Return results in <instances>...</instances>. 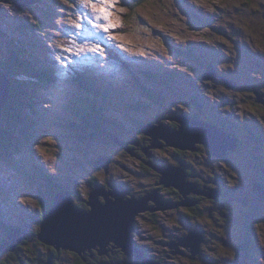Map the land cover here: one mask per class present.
<instances>
[{
  "label": "rangeland",
  "instance_id": "1",
  "mask_svg": "<svg viewBox=\"0 0 264 264\" xmlns=\"http://www.w3.org/2000/svg\"><path fill=\"white\" fill-rule=\"evenodd\" d=\"M17 1L3 0V3H0V60L4 62L9 60L5 56L4 45L6 43H22L26 44L31 52L53 61L56 67L44 68L41 76L43 84L39 89L31 90L33 93L31 101L38 109L40 116L44 117L40 120V122L44 121V129L35 132L36 136L34 132L25 130L24 138H21L17 149L6 150L0 146V242L4 241L8 224H20L29 232H35L37 224L39 226L36 220L40 221L39 201L41 197L43 203L48 201L49 196L54 193L48 192L47 188L53 190L62 185L71 189L74 200L81 202L78 207L88 211L89 207L84 201L90 199L89 193L93 191L94 182L97 179V183L103 185V180L107 176L105 171H102L107 163L103 161L106 157L112 161L113 175L118 176L116 181H125L133 188L131 193L126 194V198L137 197L139 199L148 196V193L142 192L141 185L147 188L156 185L155 189L151 188L149 194H158V201L163 200L167 202L166 204L168 202L182 203L191 198L190 194H182L175 203L174 199L166 195L168 188L163 183L165 175L162 174L161 181H158L159 171L153 170L154 174L152 172L149 174V171L145 170L146 165L143 166L137 157L127 152L129 148L126 150L121 147L125 145V141L119 140L115 134L120 135L118 131L130 126L131 124L126 120L132 117L145 121L150 126L156 124L155 119L162 110L166 114L172 109L178 115L190 110L198 112L193 100L195 94L204 96L205 104L210 109L218 105V109L226 110L227 107L221 105L227 101L234 105L229 110L227 108L228 111L214 112L222 117L223 124L225 119L231 121L239 115L242 105L252 106L249 103H253L255 109L264 115V97L262 96L264 94V0H249L253 3L248 0H145L132 9L129 4L133 0H115V7L111 9V20L116 27L109 29L108 32L94 26L92 21L95 13L85 7L82 0H38V4H35L34 0H24L27 4L22 7L17 5ZM256 10L259 12L254 14L253 11ZM80 17L84 19L80 20ZM73 21L83 24V27H76ZM36 22L40 23L41 27H45L46 33L43 34L37 29ZM98 22L107 23V21ZM205 24H209V27ZM97 44L100 45L101 52L91 50ZM172 44L184 48L185 44L199 47L197 60L203 64H192L178 57L171 48ZM201 44L205 45L204 48ZM15 48L18 46L16 45ZM110 48L114 50V55L109 52ZM22 59L25 61L27 58ZM208 61L215 62L217 66H208L206 76L210 79L213 75L209 69L221 72L222 78L218 76L216 78L222 80L220 84L216 79L203 80L201 73ZM22 69L30 73L33 68L23 65ZM12 70L14 71L13 68ZM12 70L10 73L13 72ZM50 70L55 71L52 72L53 75L47 77L46 73ZM173 72H177L180 76L182 73L191 76L184 83L186 86L181 88L183 90L182 101H179L176 92H168L171 88V81L168 84L169 79L163 74ZM228 72L233 75L232 78L228 76ZM77 76L83 77V87L86 91L82 92V96L87 99L76 94L80 92L82 85L80 80L74 81ZM245 77H251V81L257 79L259 82L256 86H249L248 89L237 87L234 82L237 83L239 80L247 82L244 80ZM29 80L31 81L30 78ZM18 81L21 87L27 83L26 78L22 76ZM91 86H95L93 92L98 96L95 99H100L103 110L96 103L94 105L89 102L88 99L92 96ZM254 88L258 94L254 92ZM147 91L158 92L160 95L163 93L165 107L151 105L147 108L142 107L146 109H140L130 106V100L135 102L138 98L146 104L148 102L146 100ZM72 93H74L73 98L70 97ZM21 97L25 98L26 95L22 93ZM235 101L238 103L236 104ZM95 106L98 108V112L94 114L95 119H99L100 123L102 121L110 123L116 120L117 127L110 129L105 125L100 126L97 131L91 125H87L80 130L76 129L70 120L77 119L80 114L87 116L85 110L79 109L92 108L94 111ZM119 110L124 114L120 115L122 112L119 114ZM245 112L253 114L250 107ZM35 114L39 116L38 112ZM172 115L168 114L165 117L162 115L164 118H161V122L168 125ZM200 116L207 119L211 117L206 111L200 113ZM25 118L28 121L22 124L25 128L33 126L37 128L38 124L35 119L29 114L25 115ZM78 120L84 122L82 117ZM235 123L241 124L240 122ZM57 125L62 128H57ZM111 132L114 134L110 135ZM249 134L257 136L258 132L250 130ZM37 137L41 138L37 139ZM36 139L39 146L31 150L29 142L36 143ZM113 139L117 141V144L113 142ZM156 141V138L147 141L146 147L142 150L152 151H147L152 155L149 159L152 158L153 161L154 158L153 162L158 161L169 167V175L172 171V174L181 175V172H176L172 166H178L184 171L183 166L187 164L175 165L171 150L154 147ZM231 146L229 144V148L237 150V147ZM243 146L246 148L238 149L235 155L228 153L227 150L222 151L219 146L218 155L222 156L218 157V159L221 158L220 161L213 158L207 149L199 155H194V152L187 150L189 154L186 155L193 163L195 177L199 175L196 171L202 173L207 170L215 174L213 178L218 183L217 187L237 188L236 194L232 191L229 198L221 199L227 200L234 207L233 210L230 207L228 211L232 213V217L227 220L228 223L219 220L218 216H216L220 223L218 225L212 218L210 224L207 223L206 226L193 221L194 226L201 225L205 229V241L199 235L200 242L195 241V245L188 246L182 243L178 246L182 252V255L180 254L182 259L179 255H174L178 259L167 258L163 250L164 248L170 249L166 243L171 244L175 239L170 237L171 233L177 228V234L184 237L183 224L191 221H180V216L183 215L182 209L187 207L180 205L159 207L158 203L151 199L148 205L153 203L156 206L157 209L153 213L158 216V219L155 221L144 217L143 214H146L147 210L138 211L131 227L127 229L129 247H131V240L145 245L150 249L149 254L169 264H264V218L260 214L258 217L252 215L248 218L243 216L237 218L240 205L251 207L249 198L255 201L251 211L257 208L261 214H264V144L259 143V148H254L246 142ZM250 150H253V155H256L255 159L263 167L262 170L247 161L246 155ZM100 154L102 157H97ZM231 156L234 157L233 163H231ZM35 159L43 164L36 163ZM93 160L96 163L101 162V169L95 170L91 166ZM242 168H246V173ZM47 171L53 172L51 174ZM218 175L221 180L218 179ZM48 177L54 180L52 187H48L50 183ZM35 179L40 182H36ZM256 180H261L262 183ZM188 181L187 189L194 191V185L190 184L195 183V178L192 177ZM209 185L205 184L204 187ZM257 189L261 191L262 196L258 195L263 200L254 195ZM112 190L113 187L107 189L108 192ZM219 195L220 193H217L216 199ZM200 198L203 199V196ZM224 206V202L219 200L214 207L219 210ZM223 215L226 216V214ZM221 223L224 227H221ZM248 224L253 226V231L250 233L247 232ZM134 225L141 229L139 235ZM223 229L228 235L223 232ZM242 233H245V243L248 245L246 255L243 250L233 251L235 239L229 237L233 234H235L234 237H238ZM23 239L29 242L22 246L25 248L20 254L22 259L25 256L28 257L26 255L28 251L32 252L35 257L39 255V251L44 254L43 249L35 245L36 239L31 234L27 238L22 237L15 244H11L6 250L0 252V264H15L13 260L18 262V259L9 253H11L12 246V250H16ZM106 249L103 255L96 253V259L90 258L89 254L88 261H82V264H101L105 261L111 264L117 261V256L114 257L110 253L113 247L108 244ZM144 249L146 250L145 247ZM61 250L68 251L67 249ZM107 255L110 258H107ZM81 257L65 252L57 264H76L77 259L81 260ZM139 261L145 262L140 259Z\"/></svg>",
  "mask_w": 264,
  "mask_h": 264
},
{
  "label": "water",
  "instance_id": "2",
  "mask_svg": "<svg viewBox=\"0 0 264 264\" xmlns=\"http://www.w3.org/2000/svg\"><path fill=\"white\" fill-rule=\"evenodd\" d=\"M36 1V0H34ZM27 4L24 0H18L17 5L22 7ZM10 83L5 72L1 69L0 64V123L2 120L3 109L8 100ZM177 116L173 119L179 122V128H173L164 124L156 125L151 124L146 126V132L156 138L157 141L154 147H160L162 144L159 139L166 140L167 144L170 146H175L185 150L197 151L199 148L197 144H204L209 147L212 151V155L215 158L222 157L219 156V143L237 145L236 139L229 137L230 135L225 132H218L207 124L201 123L197 119L191 116H183L185 118H180ZM182 124V125H181ZM156 125V126H155ZM218 140V141H217ZM231 146V147H233ZM224 148V147H223ZM225 149V148H224ZM149 151V149H147ZM107 162L104 167L107 170L110 160L106 157ZM150 165V163L148 162ZM97 168H101V162L95 163ZM155 169L162 172L165 175V181L163 182L167 187H175L179 189L184 195H205L211 198H216L217 193H221L218 187H199L197 184L194 185L195 189L188 190L186 186L189 181L185 179V174L182 169H174L178 173H170L169 167L164 168L160 164H154ZM183 178V179H180ZM179 180L177 184L171 182L172 180ZM187 184V185H186ZM113 186H109L112 188ZM96 190L92 191L89 195V200L87 204L90 206V210H84L75 205L73 199L71 198V191H62L58 193L54 199L50 210L45 214L43 221L41 222V232L39 233V239L48 245L56 246L58 250L69 249L76 252L80 256H84L86 248H93L96 244H101L102 249L99 252L106 251L108 242L115 240L120 244V248L128 252L138 253V249L135 247L133 241L131 240L129 247V233L127 235V229L131 227L132 222L136 216V213L140 210H147L153 213L157 208L155 205H148L149 201L154 199L158 203L159 207L164 206H187L193 207L198 203V200L194 199L192 196L182 203H175L165 201H158V194H149L146 197H133L132 199L126 198L128 193L127 189L119 185L113 187L111 192H108L103 185L97 184ZM215 188H218L217 190ZM106 195H105V194ZM113 196L114 198H112ZM101 197L104 200H101ZM248 202V201H246ZM199 235L204 240L202 235V230L195 228L187 235L183 240V243L188 242V246L195 245L196 242H200ZM49 236V237H48ZM54 239H51V238ZM9 240L0 244V251L6 250L11 244H15L16 240H20L17 234L11 232L8 236ZM205 241V240H204ZM199 244V243H198ZM197 244V245H198ZM13 249V246H12ZM46 264H54L51 258L48 259Z\"/></svg>",
  "mask_w": 264,
  "mask_h": 264
},
{
  "label": "trees",
  "instance_id": "3",
  "mask_svg": "<svg viewBox=\"0 0 264 264\" xmlns=\"http://www.w3.org/2000/svg\"><path fill=\"white\" fill-rule=\"evenodd\" d=\"M144 1L145 0H133V2H131L129 4V7L135 8V7L139 6L140 4H142ZM248 2L253 3V2H251L249 0H248ZM196 17L198 19V16L197 15H196ZM178 49H179V52L181 53V55H184L188 60H196L195 58L191 57V55H193L195 53L196 49H194V52H193V49H190V50H187V51H185L184 49H180V48H178ZM9 50H10V52L12 54V57L7 62H4V61H1L0 60L3 63V68L5 70L4 72L7 75L8 81H9V83H11V86L9 87L10 95L8 97V101H7L6 105H5V108L3 109L2 120H1V123H0V146L2 148H5L6 150L11 149V148L12 149H17L18 148L19 142L21 140L20 139V135L22 133L15 134V132L17 130L16 128H21L23 130V125L22 124L28 122L26 120V118H25V115L30 114L32 116V114H34V111H35V108H36L34 106L33 102L31 101L32 100V94L33 93L30 92L29 87H28L29 85H26L25 84L22 87L19 86V82L17 81L18 75L16 74V72L19 71L20 73H24V75H27V76H30L31 77V75L29 74V71L26 70V69L23 70L22 69V66L23 65H26L28 67H31L33 65V62L32 61H34V59L31 57L30 53H28L24 48H19L18 47L16 49H9ZM187 55L190 56V57L188 58ZM24 57L27 58L25 61L22 59ZM11 60L13 62H11ZM12 68L16 72H14L12 70ZM11 70L13 72L10 73ZM40 71H41V73H40V79H41L42 69L35 68V72H40ZM52 72H53V70L48 71L46 73V76L47 77H50L51 75H53ZM174 74L175 73H173L172 75H166V77L168 79L173 78ZM77 79L80 80L82 82V86H84L83 77L82 76H78ZM77 79H76V81H77ZM91 87H92V91H91L92 96L90 97L89 102L90 103H93V104L96 103L103 110V108H102V102L100 101V99L99 100H96L95 99L96 97H98L93 92V89H95L94 88L95 86H91ZM22 93L23 94H28V97H25V98L24 97H21L22 96ZM150 97H151L150 98L151 104H150V102H147L145 104V102H143V101H135V102H133V101L130 100V103H131L130 106H133L134 108H140V109H146L147 107H150L151 105H156V106H160V107H163L164 106L165 107L164 103L162 102V99H164L162 96L158 97V96L151 95ZM193 100H200V97H198V98L193 97ZM171 101H173V100H171ZM249 104H252V106H249V105H247V106L250 107L254 113L260 114V112H258L255 109V106H254L253 103H249ZM206 105L204 106V108H207L208 105L207 106ZM144 106L146 108H142ZM27 109H30V111H27ZM207 110L213 116V118H212L211 121L214 122V123H216L218 125V128L220 130H223V131H226L225 129L230 130L229 127H228V125L226 123H224V124L222 123L221 118L218 119L217 117H215L212 114V112L210 110H213V107L210 110L207 108ZM94 111L95 112H98V108L96 106H95V110ZM168 111H170V108L169 107H168ZM36 112H38V111L36 110ZM164 113L165 112L163 110L161 112H159L160 115H157V118L158 119L163 118ZM169 113L171 115L173 114L172 115V118L173 117H176V112L173 111L172 109H171V111ZM196 116H199V114H196ZM157 118L155 119L156 125L160 123V122H157L156 121ZM260 118L261 119H264L263 116H261V115H260ZM104 119H106V118H104ZM95 120H93V122L95 123V125H96V127L98 129L100 128V126L107 125V122L102 121L100 123L99 122V119H95ZM14 121L17 123V127L16 128H15ZM70 121L72 123H74L73 126L76 129H78V130H80V128H82V127L85 128V126H87V125L93 126L91 120L90 121L89 120L87 121V120L83 119L84 122H82V121H80L78 119L72 118ZM126 122H131L134 125V128H132V131H131L132 136H133V140H140L141 142H143V140H145V139L146 140H149V141L152 139L153 136H150L146 132L145 121L129 119V120H126ZM108 124L110 126L109 125H107V126L110 129H112V127H117L116 120H113L111 123H108ZM170 125H173L174 128H179V122L176 125L175 124H170ZM237 133L239 134V132L233 133V136L238 138L239 136H237ZM160 143L162 144V146H160V149H162V150H166L168 148H171L172 149L171 150L172 156L174 155L173 156V159H174V161L176 163L181 164L180 163V159H182V161L184 163H187L188 165H190L189 167L186 168V173H187L186 180H190L192 177H195V172L193 170L194 169L193 163L190 161V159L186 155L179 153V151H186L185 149H181V148H178V147H175V146H170V145L167 144L166 140H164L162 138L160 140ZM132 145L133 144L130 141L123 148L124 149H127V147H129V148H131L133 150V146H136L138 144H134L133 146ZM200 146L201 145H198L197 144V147L199 148V150L196 151V154H198V153L201 154L202 151L205 148L212 154V151H211V149L209 147H207L206 145H204L200 149ZM144 147H146V145H141V147H138L136 149V152L134 151L132 155H134L135 157H137V159L140 160V162L143 164V166L146 165L145 166V170L149 171L148 172L149 174H151V172L154 174V171H153V170H155L154 169V166L151 165V164L150 165L148 164V161H150L152 163L154 160L152 161V158L149 159V157L145 154V151L142 150ZM231 150H234V149L232 148ZM150 152H152V151H150ZM250 153H248L246 155L247 161L249 163H251V164L259 165V167H262V165L260 164V162H257V160L255 159L256 155H249ZM99 156H102V155L100 154L97 157H99ZM219 160H221V158ZM93 162H94V160L91 163V166L92 167H94ZM94 168H95V170H98L96 167H94ZM102 171H105V173L107 174V176L103 180V186L105 188H108L109 189L110 183L112 184L113 182H117L116 180H117L118 177L116 178V176L113 175L114 174V168H113L112 164L110 166L109 173H108V171L106 169H104ZM209 174H210V176H207V177L209 179L208 180V183L210 184V187H212V188L217 187L218 186V183L216 182L215 178H213V175H215V174L214 173H210V172H209ZM200 175L196 176L195 184H197L199 187H202L203 188L205 186V183L207 182V178L204 177L203 174H200ZM158 177H159L158 178V181H161V179H162V172H159L158 173ZM35 181L36 182H40V181H37L36 179H35ZM95 182L97 184L98 179ZM129 187H130L131 190H133V188L131 186H129ZM155 187H156V185H153L152 186V189H155ZM93 188H94V186H93ZM167 188H168V192L166 193V195H168V196H175L178 199L181 198L182 192L179 189H177V188H175L173 186L172 187H167ZM236 189L235 188H233V189L231 188V189H228L227 190L226 188L225 189L224 188H220L221 193H223L222 197L223 198L224 197L229 198L231 196L230 192L233 191V194H236L237 193ZM201 196H203V199L200 198ZM193 198L196 199V200H198V203L195 206H193V207H189V209L187 210V212H188L187 213L188 214V217L187 218L192 223L194 221L196 224L201 223V224H203V226L204 225L206 226L207 223L210 224L211 218H212V219L215 220L214 222L217 223V225H218L220 223L217 221L216 216H218L220 218L219 220H222L225 223H228L227 220L230 217H232V213H229L228 211H229L230 207L233 210V207H232V204L230 202H228L227 200H221V199L211 198V197H208V196H205V195H196V194H193ZM199 200L200 201L203 200V201L200 202ZM219 200H220V202H224L225 209H222L224 207L219 208V210H216L215 209V207H214L215 206V203H219ZM74 202L76 203V205H80L81 204V202L79 200L78 201L77 200H74ZM207 202H209V203H207ZM84 203L87 204V201L85 200ZM39 204H40V215H39L40 216V223H39V226L37 224V229L34 230L35 232L30 233V234H32L33 237H34V239H36L35 245H37V247H40L41 249H43L44 254H41L40 251H39L38 252L39 255H37L35 257V255H33L32 252L28 251V253H30V255L27 253L26 255H28V257L25 256L22 259L21 256H20V254L25 249L22 246L23 245H26V243L29 242V240L23 239L22 242H20L18 244L17 249L15 251H13V252L11 251V253H9L12 257H15L16 259H18V262H15V260H13V263H15V264H46L49 258H51V260H52V262L54 264H57L58 261H59V258L62 256L63 253L66 252V253H69L70 255H73V251L72 250H69V249H68V251L58 250L56 248V246H51V245L45 244V243H43L39 239L38 235L41 232V222L43 221V218H44L45 214L50 210V208H51V206L53 204V200H48V201H46V202L43 203V198L41 197V200L39 201ZM202 205L205 206V208ZM242 206H243V208H242ZM183 207H187V206H183ZM240 207L241 208H239V216L237 218H242V216L248 218V217H250L252 215H254L255 217H258V214H260V216L262 218H264V214H261L259 212V209H257V208H256V210L254 209L253 211H251L253 209L251 207H248V206H245V205H240ZM149 213H151V212H149ZM223 214H226V216L223 215ZM149 216L150 217H148V218L150 220L152 218L153 220L157 221L156 218L158 216H156L155 214H152V215H149ZM189 216L191 218H189ZM235 219H236V217H235ZM222 224L223 223H221V227H224ZM223 232L225 233L224 229H223ZM225 234H227V233H225ZM234 236H235V234L229 236V237H232V238L235 239L233 241L234 242L233 251H236L237 252V250H240L242 248V246H243V248H246L248 246L245 243L246 242L245 241V233H242L241 236H238V237H234ZM235 242H236V245H235ZM31 248H33V247H31ZM96 252H95V254H96ZM93 253L94 252L89 251V254L94 255ZM120 253L121 252L119 251V254ZM130 254H131L130 252L123 250V252H122L123 261H122L121 264H126L125 262H129V260H132ZM77 257H78V255H77ZM82 261H83V259L80 260L78 258L76 264H82ZM0 263H1V261H0ZM83 264H85V263H83ZM130 264H132V261H130Z\"/></svg>",
  "mask_w": 264,
  "mask_h": 264
},
{
  "label": "flooded vegetation",
  "instance_id": "4",
  "mask_svg": "<svg viewBox=\"0 0 264 264\" xmlns=\"http://www.w3.org/2000/svg\"><path fill=\"white\" fill-rule=\"evenodd\" d=\"M250 12V11H249ZM257 12H259L258 10H256V11H253V13L254 14H256ZM256 81V83L257 82H259L258 80H255ZM255 81H252V82H250V81H247V82H245V84H243L242 82H237V85L238 86H243L242 87V89H248L249 88V86H251V85H254V82ZM257 85V84H256ZM255 85V86H256ZM254 92H257V90L254 88ZM263 97H264V94L262 95ZM168 114H170L169 112L168 113H166V114H164V117L165 116H167ZM257 115H262L263 116V118H264V115L263 114H257ZM163 117V118H164ZM172 122V123H171ZM168 125L169 126H171V127H173L174 128V126L173 125H170V124H178L175 120L174 121H171ZM238 134V133H237ZM240 137H241V135H240V133L238 134ZM147 141H149V140H143V142H141L140 140H137V142L136 143H138V145H136V146H133V150L136 152V149L138 148V147H141V145H146V143H147ZM244 143H246V142H244L243 140H242V138L240 139V142H239V145L237 146V150L238 149H242V148H246V147H244L243 146V144ZM131 146V147H132ZM202 147V146H201ZM206 149V148H205ZM133 150H131L132 151V153L134 152ZM167 150V149H166ZM168 150H172L171 148L169 149L168 148ZM237 150L235 151V150H231V149H229V148H227V152L228 153H230V154H232V155H235L234 153L235 152H237ZM190 152H194L193 154L194 155H199V153L198 154H196V151H191V150H189ZM189 151H179V153L180 154H184V155H187V154H189L188 152ZM251 152V153H250ZM250 154L249 155H253L254 154V152H253V150H250ZM202 153H204V150L202 151ZM210 153V152H209ZM210 155L213 157V158H215L211 153H210ZM174 156V155H173ZM151 157H152V155H151ZM231 163H233L234 162V157H232L231 156ZM154 160V159H153ZM181 160V164L183 165V164H187V163H184L183 161H182V159H180ZM217 160L218 161H220L218 158H217ZM154 163H160V162H158V161H156V162H154ZM168 163V162H167ZM178 163H176L175 162V165H177ZM187 167H189L188 166V164H187V166H183V168H184V172L186 173V168ZM261 168H263V167H261ZM243 169V168H242ZM194 170V169H193ZM204 172V171H203ZM200 173V172H198V171H196V173L197 174H203L204 175V177H206L207 178V182L205 183V184H209L208 183V177L207 176H210V174H209V172L206 170L204 173ZM114 176H116V175H114ZM185 176H187V173L185 174ZM201 176V175H200ZM118 176H116V178H117ZM195 179H196V177H194ZM218 179H220L221 180V177H220V175H218ZM255 180V179H254ZM257 182H260V183H262L261 182V180H256ZM117 183V184H116ZM114 185L115 186H117V185H123L126 189H127V191L128 192H130L131 193V189H130V185H129V183H127V182H125V181H123V182H114ZM142 186V192H145V193H148L150 190H151V188H152V186H151V188L150 187H146L145 185H141ZM210 186V185H209ZM167 192H168V190H167ZM136 195H139L137 192H134ZM255 194L254 195H256V196H258V198L260 199V200H263L261 197H260V195H258L259 194V192H254ZM222 195H223V193H221V195L217 198V199H223V197H222ZM172 199H174L173 201H177V197H175V196H170ZM180 199V198H179ZM178 199V200H179ZM200 201V200H199ZM200 202H202V201H200ZM255 204V201L254 200H252L251 198H249V206H251V207H253V205ZM150 205H152L153 206V203H151ZM183 208V207H182ZM234 208V207H233ZM181 209V208H180ZM189 209V207L186 209V208H183L182 210H183V215L182 216H180V221H184V220H189L187 217H188V212H187V210ZM152 214H155V213H147L146 215L145 214H143V216H146L147 218L148 217H150L149 215H152ZM156 218V217H155ZM189 218H191L190 216H189ZM156 219H158V217L156 218ZM190 221V220H189ZM157 223V222H156ZM183 224V223H182ZM184 225V229H185V233H184V237H182L181 235H178L177 234V231H178V229L177 228H175L174 230H173V232L171 233V235H170V237H172V238H175V239H173L172 240V243L170 244V243H166L168 246H169V248L170 249H168V248H164V254L166 255V257L167 258H173V259H178L177 258V256H174V255H179L180 257H181V255H182V252L179 250L180 249V247H179V249H178V246L180 245V244H182L183 243V240L187 237V235L190 233V231H192L193 229H194V224L193 223H191V222H189V223H186V224H183ZM161 227H162V229H163V226L161 225ZM135 228H137L138 229V227L136 226ZM166 228V227H165ZM164 228V229H165ZM199 228L202 230V233H203V236L205 237V235H206V231H205V229L201 226V225H199ZM247 228H248V233L249 232H252L253 231V226L252 225H247ZM136 229V230H137ZM175 241V242H174ZM162 244H163V242H161ZM186 244H188V242L186 241L185 242ZM165 245V244H164ZM145 248H146V250L147 251H144V253L141 255V256H136V255H134L133 256V258H132V260H130V261H132V263H139V264H141L142 262H140L139 261V259L142 261H144L145 259L147 260V259H150V260H152L153 262H151V263H153V264H163L164 262H166V261H162L161 260V258H159V257H155V256H152L151 254H149V251H150V249L148 248V247H146L145 245H143ZM173 249H175V250H173ZM180 251V253L179 252H177V253H174L173 251ZM89 251H91V252H94L93 254H95V252L96 253H98L99 255H101L99 252H98V248H96V249H92V250H89ZM120 251V249H115V250H110V253H112L113 255H114V257L118 254V252ZM163 251H162V253H163ZM73 254H74V256H77L78 254H76L75 252H73ZM85 254H87V252L86 253H84V255ZM181 254V255H180ZM92 256H94V255H92ZM107 258H110L109 257V255H107L106 256ZM183 257H181V259H182ZM94 259H96V257L94 258ZM116 260V259H115ZM130 261L129 262H127L126 264H130ZM115 262H119L118 264H121V262L120 261H115ZM108 263V261H105V262H101V264H107ZM166 264H169L168 262H166Z\"/></svg>",
  "mask_w": 264,
  "mask_h": 264
},
{
  "label": "snow or ice",
  "instance_id": "5",
  "mask_svg": "<svg viewBox=\"0 0 264 264\" xmlns=\"http://www.w3.org/2000/svg\"><path fill=\"white\" fill-rule=\"evenodd\" d=\"M0 3H3V0H0ZM82 3L85 7L91 9V11L95 13L92 21L95 27L102 29L104 32H108L109 29H113L116 27V25L111 20V9L115 7V0H82ZM79 19L83 20L84 18L80 17ZM98 21H107V23ZM73 23L76 27H83V24L77 23L76 21H73ZM120 47H123V45H120ZM91 50L97 52L102 51L99 44L93 46Z\"/></svg>",
  "mask_w": 264,
  "mask_h": 264
},
{
  "label": "clouds",
  "instance_id": "6",
  "mask_svg": "<svg viewBox=\"0 0 264 264\" xmlns=\"http://www.w3.org/2000/svg\"><path fill=\"white\" fill-rule=\"evenodd\" d=\"M250 82H252L251 80H249ZM255 93H257V92H255ZM258 94V93H257ZM263 95V94H262ZM261 100H263V99H261ZM243 106V105H242ZM252 110V109H251ZM227 146H229V145H227ZM225 150H226V148H225ZM95 185H94V188L92 189V190H94L95 189ZM101 200L103 201L104 200V198L103 197H101ZM146 213H149V212H146ZM144 217H146V216H144ZM134 224H135V222H134ZM136 225V224H135ZM134 225V226H135ZM5 241H7V240H4L3 242H0V244H2V243H4ZM134 243V245H135V247L138 249V253H135V252H131V259L133 258V256L134 255H136V256H141L143 253H144V251H146L145 249H144V246L143 245H141V244H138L137 242H133ZM143 248H142V247ZM247 248V247H246ZM246 248H241L240 250H243L244 251V254L246 255ZM125 251V250H124ZM13 252V251H12ZM74 252V251H73ZM120 254H119V252H118V254L116 255L117 256V260H119L121 263H122V261H123V258H122V252H123V249L122 248H120ZM96 254H94V256H92L91 254H90V258H92V259H94L96 256H95ZM87 256H89V252H87V254H85L84 256H82V259H83V262L85 261V262H87L88 261V257ZM130 261V260H129ZM145 262L144 263H141V264H153V263H151V262H147V260L145 259L144 260ZM115 263H117V262H113V263H111V264H115ZM119 263V262H118ZM125 263H127V262H125ZM132 264H136V263H132Z\"/></svg>",
  "mask_w": 264,
  "mask_h": 264
},
{
  "label": "bare ground",
  "instance_id": "7",
  "mask_svg": "<svg viewBox=\"0 0 264 264\" xmlns=\"http://www.w3.org/2000/svg\"><path fill=\"white\" fill-rule=\"evenodd\" d=\"M177 123H178V121L177 120H175ZM219 146H220V148H222V151H224L225 149L224 148H226V150H227V145L225 146L224 144H221V143H219ZM224 147V148H223ZM112 186H115L113 183H112ZM123 186V185H122ZM126 189V188H125ZM139 227V226H138ZM134 229H135V231H136V229L137 228H135V226H134ZM141 232V229L140 228H138V230H137V234L138 233H140ZM139 235V234H138ZM108 244H110L112 247H113V249H120V244L119 243H117L115 240H112L111 242H108ZM98 245V246H97ZM99 247H101V249L103 248L102 247V245L101 244H96V246H94L93 248H98V251L100 252L101 251V249H99ZM93 248H90V247H87L86 249L87 250H92ZM113 249H112V251H113ZM107 250V249H106ZM174 253H177V252H179V251H173ZM103 253H106V251L105 252H102V254L101 255H103ZM180 253V252H179ZM147 262H153L152 260H150V259H147Z\"/></svg>",
  "mask_w": 264,
  "mask_h": 264
}]
</instances>
